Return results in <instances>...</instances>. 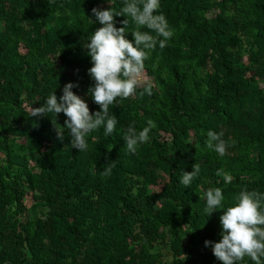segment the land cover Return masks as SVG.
Instances as JSON below:
<instances>
[{
	"label": "trees",
	"instance_id": "trees-1",
	"mask_svg": "<svg viewBox=\"0 0 264 264\" xmlns=\"http://www.w3.org/2000/svg\"><path fill=\"white\" fill-rule=\"evenodd\" d=\"M123 3L0 0V264H223L205 240L221 239L224 210L207 217L202 194L221 187L231 205L242 189L264 191V0H161L175 34L145 62L153 92L141 85L111 107L116 130L90 134L86 151L66 128L58 139L55 116L33 124L32 106L70 81L100 110L87 94L85 44L102 26L91 10ZM149 118V142L129 153L124 131ZM209 129L230 143L224 156L207 148Z\"/></svg>",
	"mask_w": 264,
	"mask_h": 264
},
{
	"label": "clouds",
	"instance_id": "clouds-1",
	"mask_svg": "<svg viewBox=\"0 0 264 264\" xmlns=\"http://www.w3.org/2000/svg\"><path fill=\"white\" fill-rule=\"evenodd\" d=\"M108 2L110 5V0ZM160 7L161 0H124L120 11L111 6L93 7L91 11L96 22L102 26L91 34L85 44L92 61L88 72L95 82L89 86L87 94L100 106V110L91 112L87 101L73 91L78 83L70 81L64 85L59 98L53 91L43 104L32 106L28 116L37 118L33 124L42 116H55L53 123L58 139L63 141L66 128L71 146L80 152L89 148L88 137L96 130L103 128L105 136L112 134L119 121L110 108L136 94L141 85L144 92L152 94L153 84L144 75L145 62L157 46L160 49L167 47L175 34L166 16L158 12ZM117 16L126 17L120 22V27L116 26ZM128 17L135 24V29L130 31L133 39L126 36L129 32ZM142 28L151 31H142ZM155 66L153 64V68ZM61 112L66 116L64 125L56 123V117ZM155 126L151 118L141 130L130 124L122 136L128 152L135 154L141 145L149 142ZM223 136V131L209 129L206 132L207 148L220 156H224L230 147ZM114 166L105 169L106 174H110ZM199 172L198 164L190 172L182 171L180 183L185 188L191 186ZM217 174L223 177L226 185L232 182L231 174L223 170H218ZM202 198L207 217L214 211L224 210L220 216L221 239L205 240V246L212 248L215 257L223 264H244L246 258L252 264H264V191L242 189L231 205H226L221 187L208 188Z\"/></svg>",
	"mask_w": 264,
	"mask_h": 264
}]
</instances>
